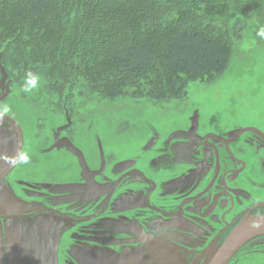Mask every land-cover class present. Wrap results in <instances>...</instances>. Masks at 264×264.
<instances>
[{
    "label": "flooded vegetation",
    "instance_id": "obj_1",
    "mask_svg": "<svg viewBox=\"0 0 264 264\" xmlns=\"http://www.w3.org/2000/svg\"><path fill=\"white\" fill-rule=\"evenodd\" d=\"M247 132L255 133L264 151L261 129L249 127L232 136L202 133L194 118L187 130L176 132L179 139L153 140L141 157L118 159L110 169L101 156L100 167L87 178L90 183L83 173L78 183H26L30 188L22 196L8 190L6 182L18 167L19 149L8 166L4 153L0 264H198L200 256L218 247L213 258L244 219L264 215V191L259 199L245 200L242 136ZM159 143L162 149L156 151ZM108 171L112 178L103 181ZM87 184L94 187L89 190ZM88 205L97 211L88 214ZM109 211L124 219L104 234L87 233V223ZM27 219L32 233H8V221ZM207 233H214L211 239Z\"/></svg>",
    "mask_w": 264,
    "mask_h": 264
},
{
    "label": "rangeland",
    "instance_id": "obj_2",
    "mask_svg": "<svg viewBox=\"0 0 264 264\" xmlns=\"http://www.w3.org/2000/svg\"><path fill=\"white\" fill-rule=\"evenodd\" d=\"M261 27L263 18L250 17L240 37L236 36L234 54L221 74L211 80L190 81L179 97L160 101L131 95L104 100L79 91L67 94L66 90L60 96L56 90L45 91L42 83L38 90L24 94L20 91L22 78L4 69L0 75V105L11 107L9 117L20 126L23 136L22 152L31 157L29 164H18L8 177L7 189L22 196L26 183H78L83 180L82 173L90 183L87 178L100 167L102 157L108 168L118 159L141 157L153 140L165 142L171 136L179 139L176 132L187 130L194 118L199 119L202 133L232 136L249 127L264 131V39L257 36ZM17 130L12 122L0 123V156L6 154L7 166L20 146ZM259 141L253 132L242 136L248 202L259 199L264 191L256 190L264 189V151L259 149ZM157 146L156 151L162 149L160 143ZM109 173H104L103 181L112 178ZM87 186L89 190L94 187ZM89 208L88 214L97 211ZM113 215L109 211L103 218L88 222L87 233L113 230L116 222L120 224L117 219H124ZM30 224L29 219L8 221V233H32ZM212 234L207 233L208 238ZM217 248L200 256L198 264H207ZM228 264H264V234L250 237Z\"/></svg>",
    "mask_w": 264,
    "mask_h": 264
},
{
    "label": "trees",
    "instance_id": "obj_3",
    "mask_svg": "<svg viewBox=\"0 0 264 264\" xmlns=\"http://www.w3.org/2000/svg\"><path fill=\"white\" fill-rule=\"evenodd\" d=\"M256 16L264 0H0V75L31 69L58 95L177 98L227 68Z\"/></svg>",
    "mask_w": 264,
    "mask_h": 264
},
{
    "label": "water",
    "instance_id": "obj_4",
    "mask_svg": "<svg viewBox=\"0 0 264 264\" xmlns=\"http://www.w3.org/2000/svg\"><path fill=\"white\" fill-rule=\"evenodd\" d=\"M8 122L14 123L18 128L20 134V146L19 152L22 150L23 136L20 127L16 122L11 118L7 117L5 119ZM264 215L262 216H253L244 219L234 230L230 233L221 247L218 249L212 260L209 264H228L235 254L246 244L248 239L252 236L253 232H260L264 230ZM253 234H262V233H253ZM264 234V233H263ZM254 235V236H256Z\"/></svg>",
    "mask_w": 264,
    "mask_h": 264
},
{
    "label": "clouds",
    "instance_id": "obj_5",
    "mask_svg": "<svg viewBox=\"0 0 264 264\" xmlns=\"http://www.w3.org/2000/svg\"><path fill=\"white\" fill-rule=\"evenodd\" d=\"M257 36L264 39V27H261ZM42 77L40 73L34 72L31 69L27 70L22 77V84L20 86V91L24 94H31L38 90L41 86ZM11 113V107L9 105H0V123L9 116ZM17 163L22 165H27L30 163L31 157L27 152H19L16 156Z\"/></svg>",
    "mask_w": 264,
    "mask_h": 264
},
{
    "label": "bare ground",
    "instance_id": "obj_6",
    "mask_svg": "<svg viewBox=\"0 0 264 264\" xmlns=\"http://www.w3.org/2000/svg\"><path fill=\"white\" fill-rule=\"evenodd\" d=\"M253 233H258V232H253ZM253 233H252V234H250V236H254V235H256V234H253Z\"/></svg>",
    "mask_w": 264,
    "mask_h": 264
}]
</instances>
